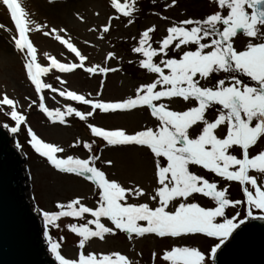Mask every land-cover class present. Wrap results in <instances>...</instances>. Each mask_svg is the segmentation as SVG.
Listing matches in <instances>:
<instances>
[{
  "label": "snow or ice",
  "instance_id": "1",
  "mask_svg": "<svg viewBox=\"0 0 264 264\" xmlns=\"http://www.w3.org/2000/svg\"><path fill=\"white\" fill-rule=\"evenodd\" d=\"M115 3V0H113ZM176 0H172L175 4ZM15 24L18 37H13L16 49L31 59L25 63L27 76L35 85L37 93L50 85L42 84L40 72L46 68L35 61V48L26 35L24 11L18 0H0ZM217 10L206 14L203 18H186L172 23L167 27L165 35L159 41V47H152L149 35L155 30V25L146 28L139 38L137 46L132 51L142 54L138 61L140 66L155 74L151 82L136 87L135 95L112 101L87 99L85 95L75 91H61L60 95L69 97L72 101L82 102L90 106L91 111L81 112L71 105L67 111L49 110L43 97L39 108L49 117L55 113V118L63 122V116L74 113L82 121L93 117L99 110L104 114L135 110L147 106L150 115L157 120L154 126H144L129 133L124 128L106 129L92 123L87 127L94 137L101 138L109 146L146 147L153 156L157 186L151 192L143 187L122 186L116 179L107 178L104 171L95 166L98 156L93 153L81 158L78 155L57 156L54 153L62 151L56 145L39 139L28 130L31 139L29 143L35 151L46 157L57 170L76 174L93 182L98 187L99 199L97 207H88L80 203L77 197L67 203L71 211H40L46 225L44 235L48 238V248L58 264H135L126 255L118 251L108 253H84L85 242L90 238L104 239L105 234H116L117 230L142 237L145 234H155L160 238L178 239L188 234H206L207 237L219 238V242L211 246L215 254L235 228L237 223L233 218H227L225 209L228 205L240 204L241 201L226 197V189L217 188L215 181H209L201 175L190 171V165L202 166L216 175L229 181H237L243 187L249 209L264 210V190L258 185L257 178L249 175V170L259 172L264 178V148L255 154L249 153V148L257 144L264 136V0H214ZM168 5H165L167 7ZM119 7V6H117ZM125 15L129 12L125 11ZM107 30V25L103 26ZM40 29L41 26L37 25ZM242 30V32H238ZM57 33V29L51 30ZM245 35L247 43L242 49L234 47L235 37ZM211 38L208 43L204 38ZM56 39L66 44L67 48L78 57L81 63L65 64L56 59L51 63L61 71L84 69L86 57L80 53L74 44L65 40L59 34ZM177 41L174 49L189 44L194 49L183 51L177 58L167 57V50ZM161 55L156 62L154 57ZM109 57L115 54L109 52ZM34 66L36 71H34ZM109 71L106 67L91 66L86 69L93 72ZM167 70V71H165ZM223 70L227 77L219 79L213 85L203 86L196 77L210 78L213 73ZM248 78L245 82L243 77ZM55 91V90H53ZM182 98L185 103L194 100L196 103L182 111L172 110L169 103L161 102L167 99ZM16 101L3 94L0 105L11 110L6 113L16 126L10 131L16 133L25 117L16 110ZM35 103V102H34ZM217 115L213 120L206 117V110L214 105ZM2 111V110H0ZM202 125L198 134L191 135L190 129ZM8 127L7 124L3 125ZM225 127V133L217 135L219 127ZM83 147L92 153L95 140L82 141ZM77 141L73 142L76 146ZM19 146V145H17ZM238 146L241 154L231 153ZM111 165V160H105ZM232 169V170H230ZM195 194H203L215 201V207H202L199 203L189 200ZM147 197L144 202H130L131 198ZM79 204L78 208L74 205ZM58 208L65 205L57 202ZM84 213L91 214L95 219L88 221L95 224V230L87 224H70L68 227L78 233L81 251L78 258H66L58 250L60 245L49 237L47 225L55 224L58 217H79ZM252 216L249 211L244 220ZM101 217L107 218L113 227L101 222ZM217 218H221L218 222ZM259 218V217H257ZM244 220H240L242 224ZM63 239V238H61ZM153 261L156 253H152ZM161 258L168 264H207L205 253L190 245L173 244L162 250Z\"/></svg>",
  "mask_w": 264,
  "mask_h": 264
},
{
  "label": "rangeland",
  "instance_id": "2",
  "mask_svg": "<svg viewBox=\"0 0 264 264\" xmlns=\"http://www.w3.org/2000/svg\"><path fill=\"white\" fill-rule=\"evenodd\" d=\"M113 0H18L24 11L26 29L30 41L35 48V61L46 72H40L39 79L42 84L50 85L49 88H42L37 93L31 79L27 76L25 63L31 58L26 57L22 52L15 49L13 37L16 32L12 25L10 13L0 6V99L3 94H7L17 103L16 110L25 117L24 121L18 126V131L14 133L17 143L23 142L26 145V136L31 129L39 139L44 142L52 143L62 151L54 153L57 156L78 155L86 158L87 155L95 153L98 159L95 166L105 172L107 178L116 179L125 187H135L139 185L146 191L151 192L157 186V177L153 156L146 147H122L109 146L101 144L87 127L88 123L95 124L106 129L124 128L129 133L139 130L144 126H154L157 120L150 115L147 106L137 107L135 110L116 112L115 114H104L99 110L94 112L93 117L87 120H81L74 113L64 115L63 122L53 121L46 118V114L39 108L41 101L40 93L45 98L43 102L49 110L58 109L61 113L67 111V106L81 112L91 111L90 106H85L82 102L72 101L67 95L61 96L60 92L69 90L78 94H83L87 99H100L103 101H112L128 96L135 95V89L142 83L151 82L156 78L155 74L143 69L138 61L142 59V54L132 51L134 46L138 45L140 34L146 29L155 25V30L150 32V43L152 47H159V41L167 35L166 29L172 23L186 18H203L206 14L217 10L214 0H145V4L151 5L152 10L140 8L139 1L126 0L125 10L129 15H120L116 17V2ZM127 2V3H126ZM165 5H168L165 7ZM117 7V6H116ZM119 8V7H117ZM131 13V16H130ZM37 25L41 28L38 29ZM107 25V30L104 27ZM57 29V33L51 30ZM242 32V30L240 31ZM59 34L65 40L75 45V47L86 57L83 62L88 68L91 66L106 67L109 69L106 73L99 72L96 68L93 72H85L80 68L68 71H61L51 63L56 59L60 63L79 64L78 57L67 48L66 44L58 41L56 35ZM209 38H204L203 42L208 43ZM169 46L167 57H179L185 50L194 49V45L181 46L180 49H174V45ZM247 43V38L243 34L235 37L234 47L242 49ZM109 52L115 55L109 57ZM161 55L154 57L156 62L161 60ZM86 68V69H87ZM84 68V70H86ZM34 71H36L34 66ZM167 71V70H165ZM227 74L221 70L213 73L210 78L196 77L201 85H213L219 79H226ZM248 82L246 76L243 77ZM55 90V91H53ZM35 102V103H34ZM161 102L169 103L172 110L182 111L196 102L189 100L187 103L182 98L167 99ZM220 105H214L206 110V117L213 120L217 115V108ZM0 121L2 125L7 124L8 129L16 126L15 122L6 114L11 108L0 105ZM46 117H45V116ZM55 116V113L53 112ZM70 123V124H68ZM202 125L194 126L190 129L191 135L198 134ZM226 128L221 126L216 132L217 135H223ZM21 134L22 140L17 139ZM31 139V137H30ZM92 153L85 149L82 141L92 142ZM21 141V142H20ZM77 141L76 146L73 142ZM261 148H264V136L260 137L257 144L249 148V153L255 154ZM28 159L25 160L26 173L28 174V184L30 186L27 193L35 197L37 205L42 206L44 211H71L67 208V203L74 198H81L80 203L88 207H97L99 199L98 187L86 178L76 174L64 173L57 170L46 157L37 153L32 147ZM231 153L241 154V149L234 146ZM39 156H37V155ZM105 160H111V165L105 164ZM190 171L201 175L210 182L215 181L217 188L226 189V197L231 200L241 201L240 204L228 205L225 209L227 218H233L234 222L244 220L248 212V204L243 192V187L247 186L250 190V184L242 186L237 181H229L220 177L202 166L190 165ZM232 170V169H230ZM249 175L257 178V183L264 190V178L259 172L249 170ZM32 199V198H31ZM144 202L147 197L131 198L130 202ZM197 202L202 207H215V201L211 197L203 194H195L189 202ZM57 202L65 205L64 208H58ZM78 208L79 204L74 205ZM254 213L264 210L252 208ZM95 219L91 214L84 213L74 221L73 216L58 217L55 224H49L51 239L60 245L58 249L66 258H78L81 251L79 247L78 233L70 230V224H87L89 228L95 230V224H89L88 221ZM221 218H217L218 222ZM101 222L106 226L113 227L111 222L101 217ZM238 225V224H237ZM236 229V228H235ZM63 238V239H61ZM219 242V238L207 237L206 234H188L178 239L171 237L160 238L155 234H145L137 237L132 234L129 239L128 234L117 230L116 234H105L104 239L90 238L85 242L84 253L92 251L94 253H108L118 251L126 255L135 264H168L164 261L162 250L170 248L173 244L190 245L197 247L205 253L207 264H213L211 246ZM156 253L153 261L152 253Z\"/></svg>",
  "mask_w": 264,
  "mask_h": 264
},
{
  "label": "water",
  "instance_id": "3",
  "mask_svg": "<svg viewBox=\"0 0 264 264\" xmlns=\"http://www.w3.org/2000/svg\"><path fill=\"white\" fill-rule=\"evenodd\" d=\"M0 126V264H56L43 242V226L24 189V158ZM234 235V236H233ZM220 249V252H219ZM217 249L215 264H264V218L238 225Z\"/></svg>",
  "mask_w": 264,
  "mask_h": 264
},
{
  "label": "bare ground",
  "instance_id": "4",
  "mask_svg": "<svg viewBox=\"0 0 264 264\" xmlns=\"http://www.w3.org/2000/svg\"><path fill=\"white\" fill-rule=\"evenodd\" d=\"M23 183H24V180H22V184H23ZM25 190H27V189H24V191H25ZM249 219H250V218H249ZM249 219H248V220H249ZM233 236H234V235H233ZM219 252H220V249H219Z\"/></svg>",
  "mask_w": 264,
  "mask_h": 264
}]
</instances>
